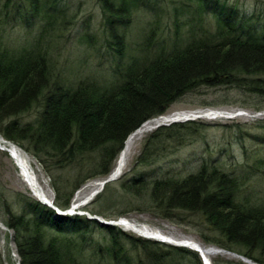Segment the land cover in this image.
I'll use <instances>...</instances> for the list:
<instances>
[{"label": "trees", "instance_id": "trees-1", "mask_svg": "<svg viewBox=\"0 0 264 264\" xmlns=\"http://www.w3.org/2000/svg\"><path fill=\"white\" fill-rule=\"evenodd\" d=\"M98 1L109 36L108 48L123 58L127 44L120 28L129 26L145 2ZM9 2L0 0V18L8 11ZM188 2H196L199 10L215 17V31L198 25L185 39L172 44L159 41L153 52L132 57L119 69L118 82L109 85L89 79L76 85L51 82L40 45L65 10L49 0L13 4L27 26L37 19L43 23L30 48H0V135L37 158L48 172L76 168L73 180L54 181L58 209L68 210L75 192L89 180L108 177L128 137L146 121L165 115L187 94L219 88L224 102L205 107L237 105L264 112V25L227 2ZM32 108L37 110L33 122L23 125L13 119ZM261 123L258 129H264ZM199 125L188 121L158 128L146 140L137 168L150 166L159 157L154 152L159 150L158 143L173 140L181 146ZM244 133L239 132L240 142L246 140ZM256 139L261 145L251 154L244 147L243 162L227 160L221 164L220 159L209 157L190 172L166 171L152 179L134 171L131 178L120 180V188L136 197L147 193L150 207L167 219L175 221L182 214L199 216L214 233L212 237L201 235L205 244L264 264V199L252 188L253 179L264 175V136ZM111 185L105 186L96 202L103 200ZM9 192L10 197L1 191L0 202L3 221L14 231L20 264H99L91 260L97 252L93 250L97 246L92 239L94 229L106 234L107 245L100 249L104 262L204 264L191 249L136 237L86 215H59L29 196ZM85 211L109 220L125 215L103 208L88 207ZM212 264L236 263L217 257Z\"/></svg>", "mask_w": 264, "mask_h": 264}, {"label": "rangeland", "instance_id": "rangeland-1", "mask_svg": "<svg viewBox=\"0 0 264 264\" xmlns=\"http://www.w3.org/2000/svg\"><path fill=\"white\" fill-rule=\"evenodd\" d=\"M7 1L3 0V3L5 4ZM9 1L8 11L4 10L0 18V48L1 50L7 48L11 51L30 48L41 31L43 21L37 19L31 26H27L26 22L12 8L16 1L23 2V0ZM219 1L227 2L229 5L237 7L240 14H246L248 17L253 16L255 20L264 25V0ZM49 2L56 3V5H59L58 9L65 10L64 19L58 17L57 21L53 22L54 24L51 25L49 32L43 37L40 45L41 54L47 59L50 80L55 83L76 85L80 80L89 79L90 81H97L106 85L116 84L118 82L119 69L129 63L132 57L142 58L147 50L153 52L157 49L159 41L165 44H172L180 38L185 39L187 32L192 27H198V25L210 30L209 32L215 31V17L199 10L196 2L190 3L188 0H144L145 3L135 12L133 21L129 23V26L120 28V32L125 34L127 49L125 56L119 58L113 55L108 48L107 41H109V36L98 0H49ZM65 19L67 23L64 24ZM147 36H150L149 40H146ZM222 94L219 88L202 89L198 92L187 94L174 103L165 115L170 117L180 116L182 118L184 116L181 114L192 111L230 112L234 113V115L242 111L245 114L237 115L233 118L223 115L215 119L202 118L192 120L200 122V125L186 136V141L183 145L176 146L173 140L161 141L156 147L159 150H154V152L157 151L156 153L159 154V157L150 166H139L137 168V159L148 137L158 128L155 129L147 134L141 142L136 143L124 173L116 181L111 182L112 188L103 197V200L96 202L98 196L104 190L93 196L92 194L95 192L90 194V190L86 191V193L78 197V202H83L86 199L87 202L76 213L84 212L90 216V213L85 211L88 207L96 210L103 208L111 214L125 212L121 219H126L128 223L135 225L139 229L156 232L178 242L190 239L207 247L221 249L204 243L201 235L212 237L214 233L207 229L199 216L192 217L190 214H182L175 221L167 219L152 209V206L150 207L151 203L148 200L147 193H142L141 197L131 196L120 188L119 182L122 179L131 178L134 171L146 173L147 177L151 179L161 176L166 171H180L184 174L194 170L200 165L202 160L209 157L220 159L219 162L221 164H224L227 160L243 162L244 147L251 154V150L261 145L256 141V138L264 136V129H258L257 125L260 122H262V125L264 124V115L260 116L252 109H244L237 105L204 106V104H220L224 102ZM189 114L191 115L192 113ZM36 116L37 110L32 108L13 119H17L20 124L26 125L29 122H33ZM177 123H185V121ZM172 124H167L166 126ZM240 131L245 132L246 137V140L242 142L239 139ZM253 136L256 137L254 138ZM0 137L2 136L0 135ZM15 145L25 151L18 144ZM26 153L29 155L31 166L38 182L44 188L51 201L54 202L56 198V191L53 187L54 181L57 178L63 181L64 179H69V177L73 180V177L77 175L76 168L67 167L63 170L48 172L37 158L28 152ZM103 180L100 178L86 182L75 192L73 202L79 192L85 187L100 183ZM252 188L259 198L264 199V175L258 174L253 179ZM1 191H5V195L9 197L11 196L9 191H11L12 193L29 196L39 201L26 185L21 171L14 160L7 152L0 149V193ZM1 205L2 203L0 202V222L5 225L3 221L5 215ZM98 217L109 220L103 216ZM179 218L184 219L180 220ZM116 221L119 220L117 219ZM118 227L128 234L140 237L132 229L124 226ZM92 234L93 242L97 245L94 246L93 250L97 251L96 255L98 252L100 254L98 256L94 255L91 258L92 262L113 264L109 260L104 262V253H100L103 252L100 251L103 245H107L104 238L105 232L94 229ZM12 237L14 240L13 230L8 228L7 231H3L0 228V264H18V260L14 257V249L11 246ZM217 257L227 261H234L236 264H246L241 259L228 254L211 256V263ZM252 263L256 264L255 262Z\"/></svg>", "mask_w": 264, "mask_h": 264}, {"label": "bare ground", "instance_id": "bare-ground-1", "mask_svg": "<svg viewBox=\"0 0 264 264\" xmlns=\"http://www.w3.org/2000/svg\"><path fill=\"white\" fill-rule=\"evenodd\" d=\"M216 117H218V116H216ZM205 118L213 119V118H210L208 116ZM173 119H174V117L162 115V116H159V117H156V118H153V119L146 121L141 127H139L137 130H135L126 140L124 148L118 157L116 165H115L114 169L112 170V172L109 176L119 178L124 173V170L127 166L129 158L131 156L132 150H133L134 146L136 145V143L141 142L147 134L154 131L159 126H165V125L169 124V122L172 121ZM6 141L7 140L0 137V149H2L3 146H5L8 149V151H4V152L9 153L10 157L14 160L15 164L20 169L22 177H23L26 185L28 186V188L31 190L33 196L37 199L48 200L51 202V199L47 195L44 188L40 185L35 173L33 172L29 155L25 151H23L21 148H19L17 145H15L14 143H8ZM99 186H100V184L96 183L94 185H89V186L85 187L81 192H79V194L77 195V198L73 202V205H79V208L84 206L87 202V199L84 200L83 202H78V197L80 195H82L83 193H86V191H89V190H90V194L94 193L95 191H97ZM93 195L94 194H92V196ZM121 220L125 223L126 228L132 229L134 231L137 230L143 235L155 236L158 238H165L167 240H173L171 238L165 237V236H163L159 233H156V232H150V231L145 230V229H139L135 225L128 223L127 220L124 218H122ZM3 227L4 228H1V229L3 231H7V230H5L6 226L3 225ZM180 242L188 243L191 247L198 249V250H201L202 253L205 254L206 258H211V256L215 255L214 253H212L210 247H207V246L203 245L202 243L197 242L195 240H190V239L189 240H180ZM13 249H14V247H13ZM14 254H15V250H14Z\"/></svg>", "mask_w": 264, "mask_h": 264}, {"label": "water", "instance_id": "water-1", "mask_svg": "<svg viewBox=\"0 0 264 264\" xmlns=\"http://www.w3.org/2000/svg\"><path fill=\"white\" fill-rule=\"evenodd\" d=\"M171 122H172V121H171ZM159 127H160V126H159ZM6 142H8V143H12V142H10V141H6ZM1 150H2V151H8V149H7L5 146H3ZM8 154H9V153H8ZM116 180H117L116 177L108 176L106 179H104L102 182L99 183V184H100V188H99L97 191H95L94 195L101 193V192L104 190V188H105V186H106L107 184H110L111 182H114V181H116ZM38 200H39L41 203H43V204H45V205H47V206H50V207L53 208V209H56L57 211H59V213H62V212H63L62 210H60V209H58L57 207H55L53 201L50 202V201H48V200H43V199H38ZM78 209H79V205H72V206L70 207L69 210L65 211V213H76V211H77ZM59 213H57V214H59ZM88 218H89V219L96 220L97 222H99V223L102 224V225H113L112 222H110V221H106V220H104V219H102L101 217H98V216H92V215H90V216H88ZM119 223H120L121 225H123V226H126L125 223L122 222V221L119 222ZM3 225H4V224L0 222V228H4ZM5 230H8V228L5 227ZM133 232L139 234L140 236H145V235L141 234V233H140L139 231H137V230H135V231H133ZM152 237L155 238L156 240H159V241H162V242H164V241H168V240H163L162 238H158V237H155V236H152ZM152 237H151V238H152ZM170 242H172V241H170ZM181 245H183L184 247H188V248H190V249H192V250L198 252L199 255L201 256V258H202L204 264H212V263H211V259H210V258H206L205 254L202 253L201 250H198V249H195V248L191 247L188 243H183V244H181ZM11 246L14 247V250H15L14 257H16V259L18 260V264H20V258H19L18 254H17V250H16V247H15V242H14V240H13V237L11 238ZM177 246H178V244H177ZM210 249H211L212 253H214L215 255H218V254H228V255H230V256H232V257H236V258L241 259V260H242L244 263H246V264H253L251 260H249V259H247V258H245V257H243V256H241V255H238V254H236V253H232V252H229V251H226V250H223V249H217V248H214V247H210Z\"/></svg>", "mask_w": 264, "mask_h": 264}]
</instances>
